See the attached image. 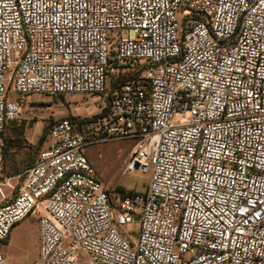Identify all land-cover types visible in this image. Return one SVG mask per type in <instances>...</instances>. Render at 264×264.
I'll list each match as a JSON object with an SVG mask.
<instances>
[{
    "label": "built area",
    "instance_id": "built-area-1",
    "mask_svg": "<svg viewBox=\"0 0 264 264\" xmlns=\"http://www.w3.org/2000/svg\"><path fill=\"white\" fill-rule=\"evenodd\" d=\"M76 94L94 111L6 181L0 241L31 216L40 264H264V0H0V165L21 99ZM117 140L143 193L81 154Z\"/></svg>",
    "mask_w": 264,
    "mask_h": 264
},
{
    "label": "rangeland",
    "instance_id": "rangeland-1",
    "mask_svg": "<svg viewBox=\"0 0 264 264\" xmlns=\"http://www.w3.org/2000/svg\"><path fill=\"white\" fill-rule=\"evenodd\" d=\"M95 100L82 94L62 98L32 96L20 100L19 121L9 123L2 134L0 204L7 203L15 193L5 186L6 181L11 179L9 183L14 187L15 179L12 178L21 173L45 147V142H42L37 151L32 149L37 146L44 129L61 118L78 114L85 116L84 111L93 112L91 106ZM134 143L133 140L97 142L81 150L102 186L111 194L143 193L145 190L149 181L147 174L123 171V162L128 160ZM1 195L5 200H1ZM138 228L137 223L132 225V230L137 231ZM38 242V224L33 217L27 216L13 225L7 241H0V254L6 264H40Z\"/></svg>",
    "mask_w": 264,
    "mask_h": 264
},
{
    "label": "trees",
    "instance_id": "trees-1",
    "mask_svg": "<svg viewBox=\"0 0 264 264\" xmlns=\"http://www.w3.org/2000/svg\"><path fill=\"white\" fill-rule=\"evenodd\" d=\"M130 77H134V75H132V76H130ZM58 98H62V97H58ZM53 123H54V122H53ZM53 123H52V124H53ZM8 124H9V123H8ZM8 124L6 125V127L8 126ZM52 124H51V125H52ZM51 125L47 126V127L44 129V131H43V133H42V135H41V137H40V139H39V142H38L37 146H35L34 148H32L33 150L37 151V150L39 149V145H41L42 142H43V143L45 142V140H46V135H47L48 130H49V128H50ZM6 127H5V129H6ZM5 129H4V131H5ZM2 134H3V133H2ZM10 147H12V146L10 145ZM41 150H42V149H41ZM41 150H39V152H40ZM39 152H37L35 158L32 160V162H30V163L26 166V168H28V167L34 162V160L36 159V157H37V155L39 154ZM26 168H25V169H26ZM25 169H24V170H25ZM7 240H8V239H7ZM7 240H5V241H7Z\"/></svg>",
    "mask_w": 264,
    "mask_h": 264
}]
</instances>
